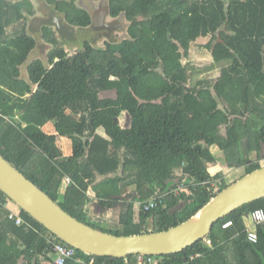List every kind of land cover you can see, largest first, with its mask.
Masks as SVG:
<instances>
[{"label":"trees","instance_id":"1","mask_svg":"<svg viewBox=\"0 0 264 264\" xmlns=\"http://www.w3.org/2000/svg\"><path fill=\"white\" fill-rule=\"evenodd\" d=\"M77 2L47 0L66 24L88 29L95 19ZM107 8L128 23L121 42L106 39L99 48L86 40L68 53L45 26L52 49L46 61L32 60L24 78L21 68L38 46L24 15L35 9L30 0H0V155L97 231L159 233L231 185L215 172L214 148L228 167H244V176L264 167V0H108ZM203 49L206 78L193 59ZM51 122L72 156L49 148L54 142L43 128ZM158 198L163 204L151 211L136 207ZM258 209L264 198L225 216L184 251L149 257L153 264H264V223L255 226L257 243L247 238L246 218ZM55 244L71 247L0 190V264H54ZM139 256L76 250L65 264H138Z\"/></svg>","mask_w":264,"mask_h":264},{"label":"water","instance_id":"2","mask_svg":"<svg viewBox=\"0 0 264 264\" xmlns=\"http://www.w3.org/2000/svg\"><path fill=\"white\" fill-rule=\"evenodd\" d=\"M0 190L46 230L85 254L118 258L163 256L184 251L206 238L225 216L264 198V167L231 184L188 221L163 232L136 236L107 234L78 221L1 155Z\"/></svg>","mask_w":264,"mask_h":264},{"label":"rangeland","instance_id":"3","mask_svg":"<svg viewBox=\"0 0 264 264\" xmlns=\"http://www.w3.org/2000/svg\"><path fill=\"white\" fill-rule=\"evenodd\" d=\"M7 1L16 3L22 0H7ZM30 1L35 9V15L29 16L28 14H25L24 22L27 23L30 34H32L33 36L37 38L38 46L35 52L28 59L27 63L21 68L22 76L24 78L28 77L27 67L32 62V60L41 59L43 61H46L47 60L46 56L52 49V46H50L48 43H46L45 40H43L41 28H39V32H38V29H36L40 27L41 25H38L34 23L33 21L35 18L42 17L43 15L42 12H44V10L46 12L54 11L53 7L52 6H51L52 8L47 7L48 6L47 0H30ZM77 3L79 7L86 9L94 17L95 19L94 25H92L88 29H79V28L71 27L68 24H66L65 20L63 19L62 14L56 13L55 15L57 16V18L62 20L63 25H68L71 29H74V33H72V35H66V34L63 35L55 31L57 30L55 28V25L49 26L51 31L56 32L58 34V38L61 40L60 45L64 47V49L68 53H73V52H77L81 50L86 40L92 41L95 43L97 47L102 48L104 47V43L106 39L119 43L127 36V26H128L127 21L122 17L114 19L109 16V14L107 13L108 0L96 1V2L92 0H78ZM17 28L18 27H12L11 29L8 30V33L12 34L13 30ZM199 51H200L199 53L194 55L193 59L196 61L199 67L204 71V73L202 72L201 77L206 78L207 76H210V74H212L208 72V70H206V68H208L207 63L210 60V57H209L210 55L204 49L199 50ZM113 94H114L113 92L105 93L104 96L105 95L113 96ZM127 116L128 114L125 113L124 116L121 118L123 127L128 126L127 124H128L129 119ZM55 124H56L55 122L52 123L53 132H51L50 135L49 134L48 135L53 140V142H56V141L57 142L54 143V145H51L49 148L53 151L54 155L62 156V152L60 151V149L64 150L65 152L67 145L63 144L60 132H58V130L56 129ZM48 132L50 131H47L45 133H48ZM58 152H60V154ZM214 153L216 154L217 157L220 158L219 166L215 169V172H218V171L222 172L224 176L229 180V184H232L238 181L239 179H241L242 177H244L246 173V170L244 169V167H231L230 168L225 164L224 161H222L224 160L223 156L222 154L219 153L217 148H214ZM42 158L43 156L41 154H38L35 157L36 161H32L30 166L27 167L28 171L32 170L36 164L35 162H38V161L40 162ZM251 161H256V154L252 155ZM261 163H264V161H261ZM251 223L252 222L250 220L247 222V225L251 226L252 225ZM149 226H151L150 223H149ZM251 228L255 229L253 225ZM229 249L230 250L228 251V254H227L228 258L230 259L229 257V252H230L233 255V260H236V255L231 245H229ZM53 257L55 258V256Z\"/></svg>","mask_w":264,"mask_h":264},{"label":"built area","instance_id":"4","mask_svg":"<svg viewBox=\"0 0 264 264\" xmlns=\"http://www.w3.org/2000/svg\"><path fill=\"white\" fill-rule=\"evenodd\" d=\"M69 183V179L67 180ZM180 189L175 191L176 194H179ZM162 198L146 201V202H137L136 207L139 210L151 211L158 207L161 203L163 204ZM248 218L251 220L252 224L255 226L264 223V210L258 209L251 213ZM17 224H21V220H17ZM231 223H227L223 226V228H228ZM247 238L251 243H257L258 235L254 229H247ZM53 253H54V264H65L67 260L73 259L76 255V249L73 247L64 246L62 244L53 245ZM81 262L80 260H78ZM154 259L149 256H139L138 264H153Z\"/></svg>","mask_w":264,"mask_h":264},{"label":"flooded vegetation","instance_id":"5","mask_svg":"<svg viewBox=\"0 0 264 264\" xmlns=\"http://www.w3.org/2000/svg\"><path fill=\"white\" fill-rule=\"evenodd\" d=\"M53 12L54 11L46 12L44 10V12H42L43 13L42 17L34 19V21H33L34 23L41 25L40 27L37 26L38 28H36V29H38V32H39V28H41V31H42V28L45 26L47 27L50 25H55V28L57 29L56 30L57 33H61L63 35H65V34L66 35H72V33H74V29H71L68 25H63L62 20L57 18L56 15H55V17H53ZM60 21H61V23H60Z\"/></svg>","mask_w":264,"mask_h":264},{"label":"crops","instance_id":"6","mask_svg":"<svg viewBox=\"0 0 264 264\" xmlns=\"http://www.w3.org/2000/svg\"><path fill=\"white\" fill-rule=\"evenodd\" d=\"M48 7V6H47ZM50 8V7H49ZM123 116H124V114H123ZM123 116H121V118L123 117ZM128 117V116H127ZM121 118H120V123H121V125H122V120H121ZM128 119H129V117H128ZM129 120H128V124L127 125H129ZM52 123L53 122H51V123H48L47 125H45L44 126V128H43V130H44V132H47V131H50V132H48L47 134H49L50 135V133L51 132H53L52 131V128H53V126H52ZM55 128V127H54ZM55 131V130H54ZM61 139H62V141H63V144L64 145H67V148H66V151L64 152V150H62V149H60V151L62 152V156H60V155H57L58 157H70V156H72V154H73V150H72V145L70 144V142L67 140V139H65V138H63V137H61ZM57 142V141H56ZM56 142H54V143H56ZM54 143H53V145H54ZM66 147V146H65ZM58 150V149H57ZM59 154H60V152H58ZM248 221H250V219L247 217L246 218V225H247V222ZM252 224V223H251ZM253 225V224H252ZM252 225L251 226H249V225H247V228H249V229H254V228H251L252 227ZM254 226V225H253ZM230 250V249H229ZM229 257H230V260L232 261V262H235V260H233V255L229 252Z\"/></svg>","mask_w":264,"mask_h":264}]
</instances>
